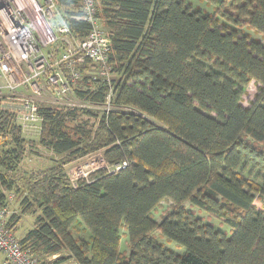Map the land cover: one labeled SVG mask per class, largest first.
<instances>
[{"label":"trees","instance_id":"trees-1","mask_svg":"<svg viewBox=\"0 0 264 264\" xmlns=\"http://www.w3.org/2000/svg\"><path fill=\"white\" fill-rule=\"evenodd\" d=\"M54 1L82 40L90 26L77 19L81 1ZM95 1L110 79L74 95L101 105L110 91L113 109L38 103L37 145L61 158L20 174L32 142L0 97V137L8 140L0 147V208L8 194L19 200L7 228L39 264H264V45L242 31L264 38V0H205L213 15L181 0ZM250 83L257 91L243 106ZM96 152L109 167L126 166L72 184L63 165ZM163 201L173 210L156 223L151 215ZM24 215L34 222L17 238ZM155 232L181 253L155 242Z\"/></svg>","mask_w":264,"mask_h":264},{"label":"built area","instance_id":"built-area-1","mask_svg":"<svg viewBox=\"0 0 264 264\" xmlns=\"http://www.w3.org/2000/svg\"><path fill=\"white\" fill-rule=\"evenodd\" d=\"M80 1L81 17L77 19L90 26L82 40L69 31L54 0L42 3L38 0H0V95L19 102L17 119L22 130L40 131L38 103L75 108L76 88L86 90L97 82H109V42L96 18V1ZM56 18L59 19L57 23L54 22ZM86 62L89 69L80 71V66ZM85 104L104 114L113 109L110 91L101 105ZM125 166L109 167L101 157L88 164L71 166L67 178L75 184L86 176L85 169L93 173L113 172ZM7 220L6 208H0L3 264H39L22 250L7 228Z\"/></svg>","mask_w":264,"mask_h":264},{"label":"rangeland","instance_id":"rangeland-1","mask_svg":"<svg viewBox=\"0 0 264 264\" xmlns=\"http://www.w3.org/2000/svg\"><path fill=\"white\" fill-rule=\"evenodd\" d=\"M39 2L42 3L44 0H38ZM184 5L189 6L193 11H198L203 15H213V6L206 2L205 0H181ZM59 13V12H58ZM100 29L101 25H100ZM243 33L245 35H249L251 40L253 41H258L262 45H264V38L256 33H254L252 30H249L247 28H243ZM256 85L254 83H250L244 90V94L242 96V104L243 106H246L248 101L252 100L255 93H256ZM0 97H3V102L2 106L4 110L14 114L15 117V122L18 126V106L19 102L16 100H7L6 95H0ZM75 103V108H78L80 110H97L91 106H88L84 102L78 101L77 99L74 100ZM98 111V110H97ZM87 120V118H85ZM21 129V128H20ZM25 130L21 129V134L23 138L27 142H32V147H27L26 148V154L24 159L21 161L19 165V173H28V172H36L40 170H45L48 167L53 166L54 164H57L59 162V159L61 158L60 156L53 155L50 151L46 149H42L37 145V137L40 133L39 130H28L24 128ZM7 138H2L0 137V147H2L4 144H7ZM102 157L101 152H96L93 154L86 155L78 160H74L72 162H69L65 165H63L62 169L64 170L65 175L67 176L69 168L71 166H78L80 164H88L92 161V159H98ZM103 158V157H102ZM96 172V171H94ZM83 174H86L85 177L82 179L88 178L93 172L87 171L86 169L83 170ZM12 196V197H11ZM264 207V206H263ZM185 209L192 211L196 217L200 218L203 223L213 226L215 229H219L222 231H227L228 228L226 225L222 224L219 222L217 219L207 215L206 213L197 210L195 208H191L188 204H185ZM6 210L8 212V216L14 213H19V200L13 195L8 194V201H7V206ZM173 208L172 205L169 202L163 201L161 202L155 210L152 212V218L153 220L158 223L163 217H165L167 214L172 212ZM34 222V217L31 215H24L20 221V223L17 226V232H16V237L21 238L26 232H28L32 228V224ZM121 234V242H120V251L121 252H127V238L125 237L124 229H121L120 231ZM155 242L163 243L167 248L172 249L174 253H181L180 250L176 249L173 244L167 243L158 232L153 233L150 236ZM84 239H87V236H84ZM3 256L0 254V264H3Z\"/></svg>","mask_w":264,"mask_h":264},{"label":"crops","instance_id":"crops-1","mask_svg":"<svg viewBox=\"0 0 264 264\" xmlns=\"http://www.w3.org/2000/svg\"><path fill=\"white\" fill-rule=\"evenodd\" d=\"M26 233H27V232H26ZM26 233H25V234H26ZM25 234H24V235H25ZM24 235H23V236H24ZM21 237H22V236H21Z\"/></svg>","mask_w":264,"mask_h":264}]
</instances>
